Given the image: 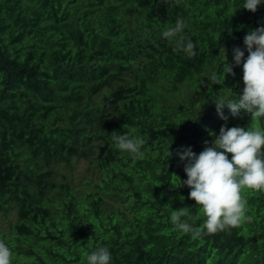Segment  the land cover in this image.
I'll list each match as a JSON object with an SVG mask.
<instances>
[{
  "label": "trees",
  "instance_id": "obj_1",
  "mask_svg": "<svg viewBox=\"0 0 264 264\" xmlns=\"http://www.w3.org/2000/svg\"><path fill=\"white\" fill-rule=\"evenodd\" d=\"M243 3L0 0V239L10 264H86L96 246L111 264H264V190L241 189L254 220L229 231L194 240L170 221L182 207L190 223L205 219L176 151L199 154L225 123H251L243 109L233 117L225 107L221 119L213 103L221 90L242 94L233 49L247 57L245 35L264 26V0L255 13ZM178 19L195 57L162 35ZM130 128L145 139L142 158L113 146L111 133ZM81 160L95 180L77 186Z\"/></svg>",
  "mask_w": 264,
  "mask_h": 264
},
{
  "label": "clouds",
  "instance_id": "obj_2",
  "mask_svg": "<svg viewBox=\"0 0 264 264\" xmlns=\"http://www.w3.org/2000/svg\"><path fill=\"white\" fill-rule=\"evenodd\" d=\"M261 2L244 0L243 8L255 13ZM184 28V21L178 19L175 26L168 27L162 35L173 45L174 51L183 52L192 58L197 54V45L183 34ZM243 43L247 57L240 47L233 49L235 65L243 67L242 94L238 99H231L223 95L221 90L213 103L221 119L228 120L223 111L225 107L233 117H239L243 109L251 116V123L247 128H229L225 123L218 135L211 133L214 140L211 145L205 142L199 154L191 147H182L175 153L184 164L187 175V179L182 180V187L190 189L189 198L196 202L205 219L199 226L190 223L192 217L189 209L182 207L171 212L170 221L175 230L191 234L194 240L229 231L239 226L242 220L251 223L254 216L245 213L241 189L264 190V128L256 126L257 118L264 120V26L246 34ZM224 71L235 75L233 65L228 60ZM208 79L212 84H221L217 73H212ZM123 127L127 128V125ZM136 133V128H130L123 134L113 131L110 138L114 148L128 153L133 159L142 158L145 139ZM11 255L9 246L0 239V264H10ZM84 259L86 264H111L112 254L108 247L96 246L84 253Z\"/></svg>",
  "mask_w": 264,
  "mask_h": 264
},
{
  "label": "rangeland",
  "instance_id": "obj_3",
  "mask_svg": "<svg viewBox=\"0 0 264 264\" xmlns=\"http://www.w3.org/2000/svg\"><path fill=\"white\" fill-rule=\"evenodd\" d=\"M74 171H73V180L74 183L79 186L86 182H92L95 180V175L91 171L90 164L87 161L81 160V161H74ZM67 169H65L66 171ZM66 173H69L67 171ZM2 223L0 222V226Z\"/></svg>",
  "mask_w": 264,
  "mask_h": 264
}]
</instances>
